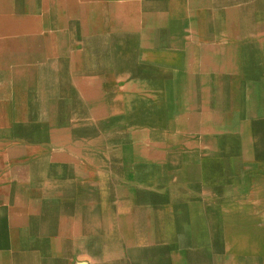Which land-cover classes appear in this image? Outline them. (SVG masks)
I'll return each instance as SVG.
<instances>
[{
	"label": "crops",
	"instance_id": "0c3cea01",
	"mask_svg": "<svg viewBox=\"0 0 264 264\" xmlns=\"http://www.w3.org/2000/svg\"><path fill=\"white\" fill-rule=\"evenodd\" d=\"M263 23L0 0V264H264Z\"/></svg>",
	"mask_w": 264,
	"mask_h": 264
},
{
	"label": "rangeland",
	"instance_id": "374dc122",
	"mask_svg": "<svg viewBox=\"0 0 264 264\" xmlns=\"http://www.w3.org/2000/svg\"><path fill=\"white\" fill-rule=\"evenodd\" d=\"M262 29H264V23L262 24ZM258 46H259V65L264 66V36H257ZM103 235L101 232H99V236ZM104 250V249H103ZM74 262V261H73ZM86 261H77L74 264H87ZM70 264L72 263V260H70Z\"/></svg>",
	"mask_w": 264,
	"mask_h": 264
},
{
	"label": "bare ground",
	"instance_id": "6f19581e",
	"mask_svg": "<svg viewBox=\"0 0 264 264\" xmlns=\"http://www.w3.org/2000/svg\"><path fill=\"white\" fill-rule=\"evenodd\" d=\"M127 79V78H126ZM196 119V118H195Z\"/></svg>",
	"mask_w": 264,
	"mask_h": 264
}]
</instances>
